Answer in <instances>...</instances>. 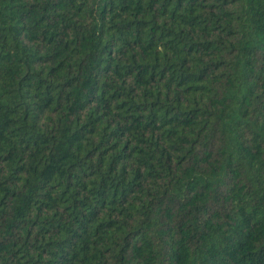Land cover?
Returning <instances> with one entry per match:
<instances>
[{
	"label": "trees",
	"instance_id": "16d2710c",
	"mask_svg": "<svg viewBox=\"0 0 264 264\" xmlns=\"http://www.w3.org/2000/svg\"><path fill=\"white\" fill-rule=\"evenodd\" d=\"M0 264H264V0H0Z\"/></svg>",
	"mask_w": 264,
	"mask_h": 264
}]
</instances>
